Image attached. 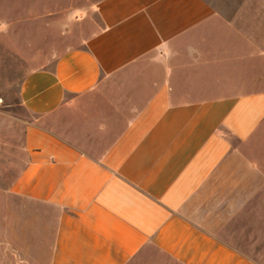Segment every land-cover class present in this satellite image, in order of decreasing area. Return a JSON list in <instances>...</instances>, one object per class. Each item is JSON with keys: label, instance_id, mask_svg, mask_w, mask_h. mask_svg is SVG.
I'll use <instances>...</instances> for the list:
<instances>
[{"label": "crops", "instance_id": "obj_1", "mask_svg": "<svg viewBox=\"0 0 264 264\" xmlns=\"http://www.w3.org/2000/svg\"><path fill=\"white\" fill-rule=\"evenodd\" d=\"M1 1L0 264H264V0Z\"/></svg>", "mask_w": 264, "mask_h": 264}, {"label": "rangeland", "instance_id": "obj_2", "mask_svg": "<svg viewBox=\"0 0 264 264\" xmlns=\"http://www.w3.org/2000/svg\"><path fill=\"white\" fill-rule=\"evenodd\" d=\"M56 2V1H55ZM34 3V2H33ZM30 0H2L1 4L3 6H12L17 5L19 9L18 19L24 17L34 18L37 16L35 14L39 13L33 11L29 8L33 4ZM12 4V5H10ZM53 4V0H39L38 8L42 9L43 7H50ZM23 13V16H21ZM35 15V16H34ZM26 17V18H27ZM57 31L55 30H46L40 26V24H25L20 28V32L16 37V47L17 54L15 60L13 57L2 59L0 56V108L10 110L12 113H16L17 116H24V111L19 106V83L23 78V74L27 72V67H33L36 64L37 59L45 60V57L48 58V61L51 60L55 55L47 54L42 55L41 53L33 54L32 49L26 46V42H34L40 45L47 46L45 51L48 50V44L50 49L57 45L59 38H57ZM21 52V53H19ZM30 58L32 59L30 63ZM42 61V60H41Z\"/></svg>", "mask_w": 264, "mask_h": 264}]
</instances>
